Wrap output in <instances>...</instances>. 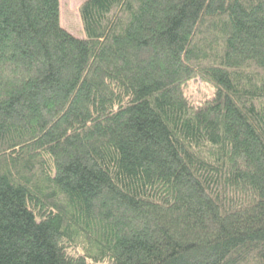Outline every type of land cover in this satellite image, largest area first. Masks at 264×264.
<instances>
[{
	"label": "trees",
	"instance_id": "obj_1",
	"mask_svg": "<svg viewBox=\"0 0 264 264\" xmlns=\"http://www.w3.org/2000/svg\"><path fill=\"white\" fill-rule=\"evenodd\" d=\"M60 7L0 0V264H264V0Z\"/></svg>",
	"mask_w": 264,
	"mask_h": 264
},
{
	"label": "rangeland",
	"instance_id": "obj_2",
	"mask_svg": "<svg viewBox=\"0 0 264 264\" xmlns=\"http://www.w3.org/2000/svg\"><path fill=\"white\" fill-rule=\"evenodd\" d=\"M86 0H60L61 25L68 32L76 37L85 36L80 17V7ZM215 94V89L196 80L191 82L186 89V96L192 103L200 105L206 100L211 99Z\"/></svg>",
	"mask_w": 264,
	"mask_h": 264
}]
</instances>
